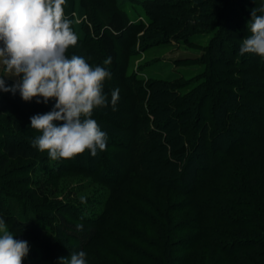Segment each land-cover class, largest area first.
<instances>
[{"label": "rangeland", "instance_id": "374dc122", "mask_svg": "<svg viewBox=\"0 0 264 264\" xmlns=\"http://www.w3.org/2000/svg\"><path fill=\"white\" fill-rule=\"evenodd\" d=\"M201 1L193 15L209 7L213 16L200 18L204 23L195 26L190 40L170 39L144 51L139 49L137 40L152 23L151 19L158 24L165 21L174 31L177 21L174 17L179 12L163 4L164 7L156 9L162 13V18L149 15L145 11L148 4L145 0H66L64 12L80 37L78 44L69 49V57L82 56L90 65L103 66L111 72V79L104 86L109 104L93 112L92 118L100 126L111 117L127 118L132 126L131 118L138 113L145 114L143 105L147 107L155 102L158 118L171 115V121L166 118L169 122H164L169 135L178 133L179 127L184 125L178 123L182 116L177 119L174 114L178 111V107L175 108L178 93H188L206 83L210 70L213 94L198 106L193 104V112L199 109L211 113L216 90L234 93L235 99L228 96L220 106L227 109L222 115L223 135L211 144L204 138L200 140L198 151L210 164L213 151L220 158L225 157L228 150L238 149L237 138L252 145L255 142L249 139L248 133L264 128V71L259 68L260 57L239 53L243 39L250 35L247 23L255 8L253 4L264 5V0ZM121 14L125 22L117 31L116 19ZM206 21L214 25L207 27ZM213 47L217 48L218 61L211 58ZM108 57L111 63L104 65ZM4 75L7 74L0 65V76ZM155 81L158 93L154 94V89L150 91L148 85ZM116 88L120 90L119 100L113 111L110 99ZM174 91H178L177 94H170ZM163 92L167 97H163ZM234 100L244 105L242 110L246 116L235 115ZM29 102L35 106L33 113L19 109L0 95V218L16 239L28 242L29 254L23 264H60L61 257L76 253L81 241L85 242L81 251L86 253L87 264H146L144 258L149 264H238L233 262L238 256H244L249 264H264V255H253V250L246 251L236 245L246 234H252L248 233L252 227L242 224L244 221L232 224L219 217L218 221L207 219L209 210L200 207L201 200L224 202L223 195L213 186L224 180L221 173L202 170L194 191L182 194L168 186V176L173 174L169 159L152 150L146 155L150 159L147 162L153 164L127 176L124 172L133 163L137 150L133 126L123 127L127 141L117 138L105 151L98 150L95 157L85 152L71 160L52 161L46 152L41 153L32 146L40 133L31 128L30 118L51 111L55 101L44 104L33 99ZM106 114L111 117L106 118ZM8 145L25 147L31 155L9 157L3 164L2 155H6L4 149ZM106 159L117 166L120 175H111L102 168ZM257 200L255 197L252 201L260 207L262 201ZM222 203L219 205L227 206L226 202ZM197 217L205 226L203 230L201 225L194 226ZM22 218L28 220L29 225L19 226L15 222ZM61 220L74 227L82 224L83 228L66 233ZM30 223L40 227L43 234L38 236L32 232ZM159 231L162 235L167 233L171 244L162 257L167 260L154 263L155 257H160L153 249L161 234ZM53 237L57 250L53 248ZM250 248L257 251L262 246L251 245Z\"/></svg>", "mask_w": 264, "mask_h": 264}, {"label": "trees", "instance_id": "16d2710c", "mask_svg": "<svg viewBox=\"0 0 264 264\" xmlns=\"http://www.w3.org/2000/svg\"><path fill=\"white\" fill-rule=\"evenodd\" d=\"M145 1L148 3L146 5L145 11L149 15L151 14L152 16L162 18V13L159 10H156L158 8L157 6H160L161 8L164 6H170V9L179 12V15H177L178 17H174L177 19L174 27L172 26L174 31L170 30L171 27H167L165 21V23L163 22L158 24L157 22L153 21V19H151L152 23L143 31L137 40L139 49L142 51L151 46L162 44L166 41H169L170 39L188 41L191 39L192 35L195 34V26H197V24L200 25L201 22L204 23V21L200 20V18H211L213 16L212 10H210L209 7L208 9L204 8L200 11L198 10L199 15H193L194 13L192 12L197 11V8L200 6V2H202L201 0H174V2L172 0H166L164 3L161 2L162 4L152 3L154 0ZM220 1L223 2L224 0ZM243 1L247 2L246 0ZM188 2H192V4H189ZM163 4L164 6H161ZM253 5H255L256 9H258L260 6L257 3ZM257 14L260 15L261 13L257 12ZM164 15L166 14L164 13ZM117 18L118 19L116 20H118V28L116 30L118 31L120 29L119 26L125 22V18L122 14ZM206 25L207 27H212L214 23L208 22ZM212 49L213 50L210 54L211 58L214 61H218L219 57L217 48L213 47ZM133 50L136 52V47H133ZM259 68L264 71V59L260 58ZM4 79L6 85L8 86H11L15 82L9 77H4ZM212 82L213 72L210 70L209 78H207L206 83L192 89V91H187L188 93H186V91L183 93H178L179 100L176 101L177 104L174 103L176 104L175 108L178 107V109H176L178 111L174 114L177 119L182 116V121L178 119V123L184 125L183 127H179V132L176 134L174 133V135H169V132L165 129L166 124L164 123L171 121V115L167 117L163 116L162 119L158 118L157 112L154 108L155 102L153 104L151 103V105L149 104V106L147 105V107L143 105L145 114L141 115L142 117L140 116V113H138L136 117L131 119L129 118L130 120H133L132 126L135 129L134 148L137 150L134 155L133 163L128 166L126 173L124 172V174H127L128 176L129 173H134L135 171L138 173L142 167L146 168L148 165H152V161L147 162L149 158H147L146 155L152 150H157L158 155H164L169 159L173 166L171 170L173 176H168V186L176 188L182 194H189L194 191L199 174L202 170L209 169L210 171H215L216 173L218 171L224 177V180L219 181V183L215 185L213 184V186L216 187L217 192L219 191V193L223 195L222 199L227 203V206H220L219 204L222 202H218V200H209V202L201 200L199 202L200 207L209 210L207 212L206 218L218 221L219 217L227 220V222H231L232 224H241L242 221H244L242 224H247L249 228H253L251 232L248 231V233L252 234H246L244 238L238 240L236 245L242 246V248L246 251L253 250V255H256L257 253L264 255V128L260 127V130L257 133H248L250 135H248L249 139L255 142L252 145H250L251 143L248 145V141H245L244 144L242 141H240L241 138H237L235 143L239 144L238 149L233 151L228 150L226 153L227 156L225 155V157H227L226 159L225 157L220 158L217 154H214L213 151L212 154H210L211 156L209 160L211 163L209 164V162L206 161L198 151L201 146L200 140L204 138L208 143L211 144L216 142V138H218V136L220 137V135H223V129L221 125L225 123L222 115L225 113V111H227V109L221 108L220 106L225 104L226 98L228 96H233L235 99V95H233L234 93L232 91L216 90L215 95L213 96L214 99L212 100L213 109L211 110V113L205 112L203 110L199 111V109H195L194 113L192 111L193 104L198 106L207 100L211 94H213L212 91L214 89L212 88ZM154 84H156V81L152 84L149 83L148 88L150 91H152L153 88L155 94V92L158 93V91L155 89ZM177 92L174 91L170 94L175 95ZM0 95L4 96L10 103L21 110L30 113L35 111L34 104H31L29 101H24L21 98L19 92H17L15 95H13L11 92H0ZM162 95L163 97H167L164 92ZM190 98L193 99L189 100ZM235 101L236 100L233 101L235 109L232 111L235 112L236 116H246V112L242 110L244 105L242 103L237 104ZM146 111L148 113H146ZM228 111L231 112L229 109ZM105 116L106 118H109V116L111 117L110 114L108 116L106 114ZM166 118H169V121ZM234 121L241 123L239 120ZM129 123L130 121L127 120V118L115 119L114 117H111L109 118L108 123L100 126L101 130L108 134L107 147L111 145L117 138H122L125 141L128 140L126 131L123 130V127H132L131 125L129 126ZM241 142L242 144L240 145ZM4 150L6 155H2L1 163L3 164L6 163L9 157H16L19 155L29 156V154L31 155V153H29L28 149L25 147H15L8 145ZM157 158H159V156ZM103 163L104 164L102 168L110 172L111 175H120L116 168L117 166L114 163L107 161V159L104 160ZM253 197H256V199L262 201L260 207H258L257 204L253 202ZM224 202L222 204H224ZM248 208L253 209V211H248ZM200 221L202 220H199L198 217L195 218L194 226H200L202 224ZM15 222L19 226L29 225L27 224L28 220L24 219H16ZM30 224V230L32 232L38 236L43 234V230L40 227L32 226V223ZM60 225L64 228L66 233H70V230H74L76 228L63 220H61ZM201 227L203 230L205 226L201 225ZM159 233L161 234L160 236L158 234V241L154 244L153 249L158 254H160V257L157 255V257H155L156 259L154 263L158 260L161 262L162 257L166 255V247L168 248L171 244V238L166 235L167 233L163 235L161 231H159ZM52 242L54 250H57L58 247L56 246L54 237L52 238ZM84 244L85 242L81 241L75 252H80ZM251 245L255 248L262 246V248L256 251V249L250 248ZM241 257L244 258V256H238L233 262H237L238 264L250 263L249 261L245 260L246 258L243 259ZM146 259L147 258H144L146 264H149ZM162 260L165 262L167 259L165 257V259Z\"/></svg>", "mask_w": 264, "mask_h": 264}, {"label": "clouds", "instance_id": "9594fccd", "mask_svg": "<svg viewBox=\"0 0 264 264\" xmlns=\"http://www.w3.org/2000/svg\"><path fill=\"white\" fill-rule=\"evenodd\" d=\"M65 4L66 0H0V65L7 74L0 76V92H19L26 102L55 101L51 111L30 118L31 128L40 133L32 146L52 161L71 160L85 152L95 157L98 150H106L108 140L92 117L109 104L104 86L111 72L90 65L82 56L69 57L80 37L65 15ZM247 27L250 35L243 39L240 55L264 59V5L252 9ZM110 63V57L103 61ZM4 77L16 79L8 86ZM119 92V88L111 92L113 111ZM76 228L82 230L83 225ZM15 237L0 218V264H23L28 256V242ZM60 264H87L86 253L61 257Z\"/></svg>", "mask_w": 264, "mask_h": 264}]
</instances>
